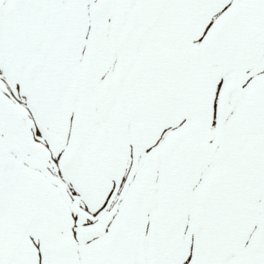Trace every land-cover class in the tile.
Returning a JSON list of instances; mask_svg holds the SVG:
<instances>
[{
	"label": "snow or ice",
	"instance_id": "1",
	"mask_svg": "<svg viewBox=\"0 0 264 264\" xmlns=\"http://www.w3.org/2000/svg\"><path fill=\"white\" fill-rule=\"evenodd\" d=\"M0 264H264V0H0Z\"/></svg>",
	"mask_w": 264,
	"mask_h": 264
}]
</instances>
